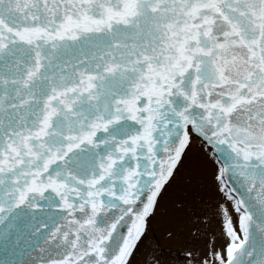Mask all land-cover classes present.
Instances as JSON below:
<instances>
[{
    "label": "snow or ice",
    "instance_id": "snow-or-ice-1",
    "mask_svg": "<svg viewBox=\"0 0 264 264\" xmlns=\"http://www.w3.org/2000/svg\"><path fill=\"white\" fill-rule=\"evenodd\" d=\"M0 264H264V0H0Z\"/></svg>",
    "mask_w": 264,
    "mask_h": 264
},
{
    "label": "rangeland",
    "instance_id": "rangeland-1",
    "mask_svg": "<svg viewBox=\"0 0 264 264\" xmlns=\"http://www.w3.org/2000/svg\"><path fill=\"white\" fill-rule=\"evenodd\" d=\"M155 238L160 241L162 245H166L165 237L163 232L156 226L153 227Z\"/></svg>",
    "mask_w": 264,
    "mask_h": 264
}]
</instances>
